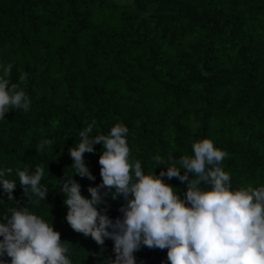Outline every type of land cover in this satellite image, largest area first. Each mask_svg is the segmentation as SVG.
<instances>
[{"label": "trees", "instance_id": "1", "mask_svg": "<svg viewBox=\"0 0 264 264\" xmlns=\"http://www.w3.org/2000/svg\"><path fill=\"white\" fill-rule=\"evenodd\" d=\"M9 64V86L30 106L0 119V169L14 179L18 168H44L49 191L30 210L52 220L72 264L115 258L111 239L98 245L69 226L58 191L73 171L67 149L92 121V135L126 125L129 158L146 172L153 157L192 155V143L209 138L226 153L219 166L233 188L264 185V0H0V65ZM44 139L51 143L38 151ZM94 149L83 156L95 180L73 175L86 197L101 182L102 145ZM15 179L12 200L0 188V222L8 208L28 206ZM102 191L99 208L115 220L124 198ZM166 253L142 246L134 255L168 264Z\"/></svg>", "mask_w": 264, "mask_h": 264}, {"label": "clouds", "instance_id": "2", "mask_svg": "<svg viewBox=\"0 0 264 264\" xmlns=\"http://www.w3.org/2000/svg\"><path fill=\"white\" fill-rule=\"evenodd\" d=\"M0 68L3 119L10 110L27 111L30 99L17 83L9 86L11 65ZM18 80L22 82L24 74ZM94 123L83 127L79 141L68 147L73 171L70 175L65 172L58 191L64 195L65 219L74 231L90 236L98 245L105 239L113 241L115 258L107 264H137L134 253L142 246L167 249L168 264H264V185L233 188L229 173L219 166L226 153L209 138L194 141L192 155H168L166 160L153 157L156 166L146 172L139 160L129 158L126 125L116 123L107 134L92 135ZM50 143L42 140L37 150ZM97 143L102 145L98 159L101 182L90 185V197H86L73 175L95 180L83 154L95 151ZM164 164L166 170L156 174L154 169ZM5 171L11 173L12 169H0V188L12 200L19 177L28 206H12L2 214L0 264H72L69 248L52 220L30 210L46 200L49 189L41 183L44 168H18L14 179L6 178ZM164 177L186 182L183 195ZM102 189L110 191L113 199L124 198L121 216L115 220L99 208L105 195Z\"/></svg>", "mask_w": 264, "mask_h": 264}, {"label": "rangeland", "instance_id": "3", "mask_svg": "<svg viewBox=\"0 0 264 264\" xmlns=\"http://www.w3.org/2000/svg\"><path fill=\"white\" fill-rule=\"evenodd\" d=\"M115 1H118V2H130L131 0H115Z\"/></svg>", "mask_w": 264, "mask_h": 264}]
</instances>
